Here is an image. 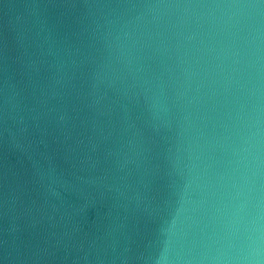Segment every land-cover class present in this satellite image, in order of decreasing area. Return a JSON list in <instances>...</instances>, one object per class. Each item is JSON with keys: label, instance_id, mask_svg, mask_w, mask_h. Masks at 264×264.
<instances>
[{"label": "water", "instance_id": "obj_1", "mask_svg": "<svg viewBox=\"0 0 264 264\" xmlns=\"http://www.w3.org/2000/svg\"><path fill=\"white\" fill-rule=\"evenodd\" d=\"M0 264H264V0H0Z\"/></svg>", "mask_w": 264, "mask_h": 264}]
</instances>
